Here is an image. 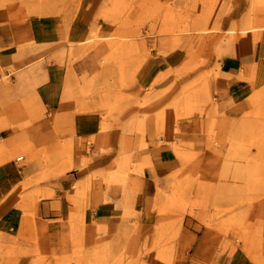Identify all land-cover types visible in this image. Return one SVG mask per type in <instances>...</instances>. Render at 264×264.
Here are the masks:
<instances>
[{"label": "rangeland", "instance_id": "obj_1", "mask_svg": "<svg viewBox=\"0 0 264 264\" xmlns=\"http://www.w3.org/2000/svg\"><path fill=\"white\" fill-rule=\"evenodd\" d=\"M263 4L260 0H0V29L7 28L9 16L16 13L19 20L31 23L36 46L42 53L13 78L3 79L4 84L13 87L9 94L20 98L27 108L45 100L46 111L33 120L31 130L53 152L51 161L43 165L42 156L36 152L39 161L35 173L23 178L0 201V233L20 240L21 229L43 225L47 243L52 238L55 246L61 242L57 254L68 259L100 248H117L127 241L128 235L148 226L149 217L144 216L154 206L168 215L178 214L168 221L177 225L178 232L168 238L156 233V226L147 227L126 245L125 264H184L196 233L205 227L218 231L246 259L253 262L252 258L262 259L264 86L257 90L258 102L253 110H237L239 120L225 135L228 144L224 151L218 150L219 160L207 168L203 162L193 161L192 166L165 178L144 182L149 190L141 193L144 200L139 203L140 208L136 206L126 226L123 216L120 224L104 228L76 225L75 218L66 221L65 215L72 212L67 209L64 194L72 192L74 183L66 191L57 171L62 167L58 156L65 153V158H69L67 150L72 148L73 137L80 135L81 129L91 134L90 144L96 146L97 155L111 150L105 139L106 133L113 130L115 137H120L118 142L115 140L113 159L106 165L99 158L86 160L76 177L91 175V178L75 193L79 197L92 194L96 202L117 199L125 209L124 187L109 177L122 159L128 161L127 174L137 176L140 169L137 151L150 145L152 134L155 133L158 142L171 143L194 157L206 152L205 148L215 144L211 132L214 116L203 125L205 128L196 124L197 131L188 133L184 127L191 120L176 118L174 110L180 105L174 106V100L186 88L197 85H203L210 97L212 82L225 74L222 60L230 55L232 46H244L245 70L250 65L249 59L264 52V26L246 31L258 21L245 19L249 16L253 20L260 15ZM206 13L231 19L221 29L203 31L205 26L198 19ZM242 16L245 20L234 25L233 20L239 21ZM163 24L168 29L162 30ZM79 39L86 40L76 42ZM92 43L100 46L94 54L87 46ZM160 59L169 64L162 71L168 73L162 80L152 65ZM39 62L43 63L46 80L35 85L38 99H32L28 106L16 91L18 77ZM121 63L125 66L122 76ZM68 71L78 80L94 78V93L81 98L66 95L64 82ZM248 77L244 73L238 79L248 81ZM106 86L115 94L113 102L107 99ZM91 97L97 98L92 108L84 103ZM136 119L144 122L142 135L130 130ZM234 141L238 147L229 156ZM248 161L256 168L255 175L249 180L238 178L237 166ZM170 203L176 207L170 208ZM221 220L225 225L219 226ZM70 230L72 235L68 239ZM91 232L95 235L90 237ZM24 259L20 252L0 250V264H20Z\"/></svg>", "mask_w": 264, "mask_h": 264}, {"label": "crops", "instance_id": "obj_2", "mask_svg": "<svg viewBox=\"0 0 264 264\" xmlns=\"http://www.w3.org/2000/svg\"><path fill=\"white\" fill-rule=\"evenodd\" d=\"M28 49L33 52L38 50L32 25L29 21L19 20L16 13H11L8 27L0 29V201L23 178L35 173L34 168L39 161L30 129L33 120L45 113V100L41 99L40 104L27 108L20 98L9 94L13 87L4 85L3 81L7 77L13 78L17 71L37 60V56L26 58L28 55L25 52ZM245 57L243 45L232 46L230 55L222 60L225 74L217 80L218 85L217 81L212 82L210 97L191 100L174 110L176 118L191 120V123H186L190 125L184 127L188 133L196 132L197 125L205 128L203 125L214 116L211 120V132L215 144L194 157L177 150L171 143L158 142L155 133L152 134L150 145L138 150L136 155L144 182L152 183L165 178L173 172L192 166L193 161L198 164L203 162L207 168L219 160V151H224L228 144L225 135H229L239 120L237 110H253L258 102L257 90L264 86V52L261 51L254 59H249L250 64L254 62L255 66L250 78L249 69L243 68ZM166 61L160 59L155 63L161 72L169 65ZM244 73L248 81L238 79ZM188 89L189 87L185 91ZM96 100L91 97L84 103L92 108L91 104ZM201 134H204L203 129ZM90 135L84 132L73 137L72 169L59 178L66 191L79 180L80 177H76V174L83 162L99 158L106 165L113 159L112 150L116 146L115 140H120L119 135L115 137L113 130L106 133V147L109 144L111 150H106L101 155H97L96 146L90 144ZM143 200V195L139 194L136 199L137 208H140L139 203ZM64 201L67 209L76 214V225L82 227H114L121 223L124 213V207L117 199L96 202L92 194L79 197L75 192H67L64 194ZM261 260L264 263V243ZM184 264L258 263L246 259L239 249L232 248L218 231L205 227L196 233Z\"/></svg>", "mask_w": 264, "mask_h": 264}, {"label": "bare ground", "instance_id": "obj_3", "mask_svg": "<svg viewBox=\"0 0 264 264\" xmlns=\"http://www.w3.org/2000/svg\"><path fill=\"white\" fill-rule=\"evenodd\" d=\"M258 1V0H254ZM261 2H264V0H260ZM264 6V4H263ZM264 8V7H263ZM162 10V8H161ZM169 14L171 13V10H169ZM12 18V17H11ZM231 19L230 16H221L218 14L212 13H206L204 16H201L200 19H198V23L205 26L202 30L203 31H213L217 29H221L223 25L226 24L227 20ZM247 21H258L256 24L250 25L247 27L246 31H252L254 28H260L264 26V9L261 10V14L255 15V17L250 18L249 16L245 17ZM244 17L238 20H233L234 25L238 24L240 20L244 21ZM162 30L168 29V26L166 24H163L160 27ZM86 40V39H84ZM84 40H76V42H81ZM72 43V42H70ZM89 49H91V52L94 54L98 52V48L100 47L98 43H92L87 45ZM84 47V46H83ZM28 53V54H27ZM25 55L26 58L31 56H37L40 57L42 55L41 51L35 50L30 51V49L26 50ZM124 62V61H123ZM125 63V62H124ZM124 63H121V69L120 73L121 76L125 73V66H123ZM153 68L155 72L158 75H161V79H164L165 75L168 73L161 72L155 64H153ZM254 62L251 63L248 66V69L250 73H254ZM174 74L172 73H169ZM46 80V73L44 70V66L42 62H39L35 64L28 72L20 74L18 77V85L16 86L17 93L23 97V100L26 102H33L36 101L37 93L34 90L35 85L42 83ZM220 80V79H217ZM206 82V81H205ZM94 78L88 79L87 77H82L81 79H76L74 73L72 71H68L65 76V82H64V92L66 95H77L78 98H81L83 96L90 95L94 93L93 87L95 86ZM5 85V84H4ZM106 85V84H105ZM218 85V81H217ZM4 87V86H3ZM106 88V95L107 99L109 101L114 100V92L109 88L108 86ZM205 87L203 85H197L195 87H192L188 89L187 91L183 92L182 94H179L178 97L174 100V106L182 105L187 102H190L191 100L204 97L208 94V91L204 89ZM96 98V97H95ZM99 98V97H98ZM33 99V101H32ZM97 99V98H96ZM170 111L168 110V116L170 115ZM257 118V116H255ZM134 129L137 130L141 135L143 133L144 129V122L142 119H136L133 121L130 125V130ZM80 134L85 132V129L80 130ZM33 130L30 129L31 137L34 140L35 146H36V152L42 156V162L40 163L43 165V163L48 162L49 160L53 158V152L50 151L51 147L47 146L44 142V139L42 137H36L33 135ZM238 147V143L234 141L229 149V156L233 155ZM65 153H61L58 158L62 162V167L57 171V175L62 176L68 171L72 169V148L69 147V150H67V157ZM86 161L82 163L80 169H83L86 165ZM128 161L126 159H122L119 165V168L114 169L111 172V176L109 177L112 181L120 182L125 190V201L126 206L123 213V223L124 226L127 225V222L130 220V218L133 216V211L136 209V199L139 194L141 193H147L148 188L143 184L144 180L140 175V169L138 170L137 176L128 175L127 174V164ZM256 168L253 167V164L249 161L246 164H242L240 166H237L236 168V175L238 178H241L243 180H249L252 176L255 175ZM91 175H85L83 178L79 179L78 181L74 182L73 186L71 187V191L75 192L79 187H81L83 184H85L88 180H90ZM97 201V200H96ZM170 208L176 207L173 203H170ZM170 211V210H168ZM167 211V212H168ZM178 216V214H170L168 215L163 210H158L154 206L149 207L146 210L144 217H149L147 220V227L156 226V233L159 232L162 236H167L170 238L171 236L175 235L176 232H178V227L175 223L168 222L171 218ZM76 219V214L71 213L65 215L66 221H72L73 219ZM167 222V223H166ZM227 223V222H226ZM220 224L225 225V222L221 220L219 222ZM207 225L214 226L211 222H207ZM106 226H102L99 228H104ZM145 227L144 229H146ZM144 229H138L132 234L128 235L126 237V240L124 243L118 245L115 249H105L100 248V250H96L93 252H89L85 255L81 256H71L68 259H65L63 257V254L58 255L57 254V248H59L58 245L62 247V243H57V246H55L56 241L54 238L51 239L50 243H47L49 239H46V228L43 225H31L30 227H27L25 229H21L19 231L18 237L19 239H13L9 238L7 236H4L0 233V250H6V252H20V255L22 254L25 258L21 261L20 264H73L72 262L75 261V264H125V252L123 253L126 245L129 244V242L144 232ZM105 233V232H104ZM72 231L70 230L68 239L71 238ZM88 235L93 236L95 235V232H91V234L88 233ZM48 236V235H47ZM51 237V235H50ZM256 263L258 264H264L263 260L260 259V257L252 258Z\"/></svg>", "mask_w": 264, "mask_h": 264}]
</instances>
